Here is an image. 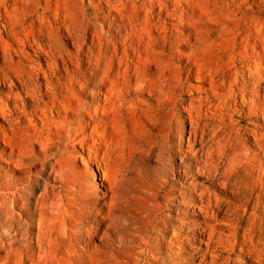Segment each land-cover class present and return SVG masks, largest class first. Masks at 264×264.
I'll return each mask as SVG.
<instances>
[{
  "label": "bare ground",
  "instance_id": "1",
  "mask_svg": "<svg viewBox=\"0 0 264 264\" xmlns=\"http://www.w3.org/2000/svg\"><path fill=\"white\" fill-rule=\"evenodd\" d=\"M102 1L89 14L83 0H0V163L13 171L0 177V264H264V0ZM158 54L197 84L150 75ZM180 87L188 130H159L150 174L113 123L142 111V91L172 105ZM185 137L190 170L169 183Z\"/></svg>",
  "mask_w": 264,
  "mask_h": 264
},
{
  "label": "rangeland",
  "instance_id": "2",
  "mask_svg": "<svg viewBox=\"0 0 264 264\" xmlns=\"http://www.w3.org/2000/svg\"><path fill=\"white\" fill-rule=\"evenodd\" d=\"M85 4L88 6L90 2H92L91 7L88 9L89 14H93L95 10L101 9L105 10L106 5L102 0H83ZM65 34H63L64 36ZM67 50L73 51L72 45L69 41H66ZM27 55H32V52L27 50ZM34 58V57H33ZM41 66L44 67L45 63L41 59L39 61ZM169 61L166 57L162 56L161 54H158L156 57V60L151 64V68L148 69L150 75H154V77H161V79L167 80L172 79L174 76H180V71L178 68H176L175 65L167 64ZM162 67V68H161ZM164 70L165 73L158 75V73ZM170 70V71H169ZM172 70V71H171ZM181 82L185 83L186 85H196L197 83L194 81H186L184 79V75L180 76ZM183 84V85H185ZM181 90L176 91L175 94V103L172 105L169 104H160L156 105L152 102V97L148 96V94L145 91H142V94L139 96V99L144 101V105L141 108L142 111H134L133 109H129L128 112H123L121 114V117H119L114 123H113V130L115 131V134L117 135V139L120 140L118 143H116V147L120 148L123 155H126L127 157L132 156L135 161L138 162V166H141L142 168L146 169L147 171H151L150 174L154 171H156L158 166V160L156 158V142L158 141V137L156 136L159 130L168 132L170 129H172L173 135L175 137L177 136V131L179 130H188V126H186L187 121V114L184 110V102L183 104L180 102L181 99L185 101L189 96L186 95L184 92H187V89L185 87H180ZM0 92H3L0 87ZM181 94V95H180ZM185 94V95H184ZM168 92L164 90L163 96L161 97V101L163 102L165 97H167ZM129 98H133L136 95L134 92H129ZM151 98V99H150ZM146 105L149 106V108H146ZM152 105V106H151ZM144 112V113H143ZM145 116V117H144ZM144 117V118H143ZM147 117V118H146ZM257 124L261 122V117L259 116V119L255 121ZM170 123L172 127L170 128ZM245 126L249 128H253V124L243 123ZM123 131V132H122ZM133 132V134H132ZM135 132V133H134ZM137 133V135H135ZM176 140L173 141V146L171 147L172 153L170 155V158L173 162V167L171 169V173L168 174L169 183H175V179L182 175V171L185 170V167H188L190 170V161L186 158H184V155L187 153L184 152V150H187L186 147V137L183 138L184 140L181 141V147L179 146V138H175ZM248 139V138H247ZM250 141L252 139L247 141V147H249L251 150L254 148L250 144ZM120 145V146H118ZM200 147V142L197 141L196 148ZM65 152L71 151L70 149H65ZM77 151H79L77 149ZM184 152V153H183ZM183 153V154H182ZM65 154V153H64ZM65 155H59L56 157V159H61ZM85 157V156H84ZM53 160V159H52ZM79 166H81V169L78 168V170L82 171L84 170V166L80 164L79 160ZM1 169H4V172H0V177L6 176L7 178L11 177L13 174V171L5 167L4 164L0 163ZM11 170V171H10ZM9 171V172H8ZM192 171V170H191ZM8 172V173H7ZM194 172V170H193ZM3 173V174H2ZM49 173V169L47 167L46 170V176ZM19 174H14V177L18 176ZM9 176V177H8ZM104 183V182H103ZM258 186H254V192L258 195L262 193L260 187L264 186V177H261L257 181ZM106 185L103 184L100 185V181L96 182V188L92 187L89 188V193L92 196L95 204L101 205L102 200L106 198L108 191L105 189ZM40 190L43 187V183H41ZM90 187V186H89ZM256 194L251 197L252 204L256 202ZM101 197V198H99ZM100 207V206H99ZM248 211H252V209H248ZM225 219L224 216H221L220 220ZM209 222L212 227L221 233L227 231V226H220L216 220H209ZM93 246L96 248V250H100L101 242L99 240H94L92 242ZM235 254H239L238 247H235ZM188 253H195L194 249H188ZM202 254H206L205 250H201ZM240 259L238 260L239 264H250L249 261H247V258L241 255ZM76 264H86L85 260H81L80 262H75ZM142 261L139 262L141 264Z\"/></svg>",
  "mask_w": 264,
  "mask_h": 264
}]
</instances>
